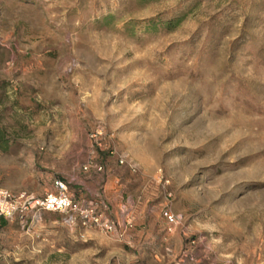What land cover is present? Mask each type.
Here are the masks:
<instances>
[{"label":"rangeland","instance_id":"rangeland-1","mask_svg":"<svg viewBox=\"0 0 264 264\" xmlns=\"http://www.w3.org/2000/svg\"><path fill=\"white\" fill-rule=\"evenodd\" d=\"M0 190V264H264V0H0Z\"/></svg>","mask_w":264,"mask_h":264},{"label":"built area","instance_id":"built-area-1","mask_svg":"<svg viewBox=\"0 0 264 264\" xmlns=\"http://www.w3.org/2000/svg\"><path fill=\"white\" fill-rule=\"evenodd\" d=\"M54 184L58 190L57 193L46 194L41 199H29L31 200L30 207L48 212L64 214L76 213L78 222L82 226L94 224L101 227L105 231H112L114 228L112 224L102 221L100 217L93 213V211H88L78 207L66 194V186L62 181L57 180ZM20 198L22 197L14 196L9 191L0 190V216H3L4 218H11L17 210L14 204L16 203V200ZM165 216L170 223H175L177 220V218L171 214L166 213ZM77 218L70 217L69 221L72 224H76Z\"/></svg>","mask_w":264,"mask_h":264}]
</instances>
